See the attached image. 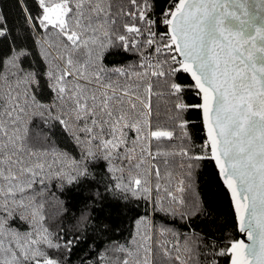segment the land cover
Listing matches in <instances>:
<instances>
[{"label": "snow or ice", "instance_id": "snow-or-ice-1", "mask_svg": "<svg viewBox=\"0 0 264 264\" xmlns=\"http://www.w3.org/2000/svg\"><path fill=\"white\" fill-rule=\"evenodd\" d=\"M17 4L19 34L0 12V264H264V0ZM204 164L246 240L196 233Z\"/></svg>", "mask_w": 264, "mask_h": 264}, {"label": "trees", "instance_id": "trees-1", "mask_svg": "<svg viewBox=\"0 0 264 264\" xmlns=\"http://www.w3.org/2000/svg\"><path fill=\"white\" fill-rule=\"evenodd\" d=\"M24 3L30 8H34L33 0H24ZM0 12H2L8 19L9 26L15 29L16 33L19 34L22 32V13L20 12V7L17 4V0H0ZM189 102L195 103L198 102L197 98L189 94ZM191 119L195 120V116H191ZM201 136L203 133L200 134ZM200 143V140L197 139V144ZM170 161L173 158H169ZM174 163L171 164V167L165 169L163 164H161V171L165 177V180L168 179V173H171L172 183L175 184L177 180L182 178V171L179 167L180 158L177 156L174 158ZM194 190L199 195V197L204 201L207 207L212 212V217L209 219L200 218L197 221L198 226L195 227V231L198 234H206L209 231V227L213 233V238L217 239L221 245L226 242L228 239L233 238L234 236L238 238L239 234L234 232L233 228V210L230 206L226 195L224 194L222 187L220 186V181L216 175L215 168L211 164H204L194 173ZM189 195V193H185ZM68 199L69 197H64ZM72 205L75 208L82 201V196L72 195L71 197ZM142 214V210H141ZM123 215L119 210L113 211V216ZM134 215L129 213L128 216ZM123 227L130 228L131 221L127 217H123ZM124 236H128V232H124ZM220 264H225L223 258L220 259Z\"/></svg>", "mask_w": 264, "mask_h": 264}, {"label": "water", "instance_id": "water-1", "mask_svg": "<svg viewBox=\"0 0 264 264\" xmlns=\"http://www.w3.org/2000/svg\"><path fill=\"white\" fill-rule=\"evenodd\" d=\"M238 238H244L246 240V237H243L242 235L239 234ZM247 242V241H246Z\"/></svg>", "mask_w": 264, "mask_h": 264}]
</instances>
